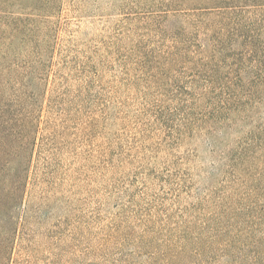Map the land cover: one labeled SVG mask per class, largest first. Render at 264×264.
I'll list each match as a JSON object with an SVG mask.
<instances>
[{"label":"rangeland","instance_id":"rangeland-1","mask_svg":"<svg viewBox=\"0 0 264 264\" xmlns=\"http://www.w3.org/2000/svg\"><path fill=\"white\" fill-rule=\"evenodd\" d=\"M45 8L0 0V49L12 24L29 34L2 66L14 62L18 79L36 60L47 66L11 264H254L264 252V0ZM37 47L50 52L28 55Z\"/></svg>","mask_w":264,"mask_h":264},{"label":"trees","instance_id":"trees-1","mask_svg":"<svg viewBox=\"0 0 264 264\" xmlns=\"http://www.w3.org/2000/svg\"><path fill=\"white\" fill-rule=\"evenodd\" d=\"M45 1L46 8L43 12L46 17H50L56 12L60 0ZM217 8L209 7L210 10ZM10 27L7 39L12 43L0 49V264L12 262L19 227L18 220L12 214L24 202L47 83V79L42 76L46 72L45 61L36 60L32 65L21 67L26 71L22 79H18L19 70L17 66L13 68L14 62L11 66H2L10 57H15L20 52L18 49L14 51L15 42L18 39L19 42H24L29 36L22 23H14ZM33 50H27V53L36 54L37 59L46 57L50 52L49 48L37 47ZM13 73L16 75L11 79ZM8 87L14 102L2 100V93ZM257 244H262L264 248V238L258 239ZM261 253L264 254L263 251L257 252L254 264H264Z\"/></svg>","mask_w":264,"mask_h":264}]
</instances>
